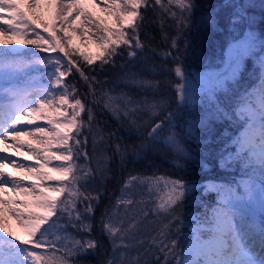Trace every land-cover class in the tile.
Wrapping results in <instances>:
<instances>
[{
  "label": "snow or ice",
  "instance_id": "1",
  "mask_svg": "<svg viewBox=\"0 0 264 264\" xmlns=\"http://www.w3.org/2000/svg\"><path fill=\"white\" fill-rule=\"evenodd\" d=\"M197 7L196 0H0V264H83L99 254L97 227L113 245L101 264H264V16L249 11L254 0H225L230 37L222 55L192 69L181 56L198 55L186 36ZM220 7L203 17L213 30H222ZM150 13L169 24L159 51L143 33ZM145 52L161 61L148 71L166 80L127 65L119 85L101 79L105 65L125 56L133 64ZM249 62L255 81L244 86ZM101 116L139 143H121ZM225 125L235 131L219 137L215 160L230 179L129 174L95 221L102 194L93 182L107 176L110 159L123 166L163 150L177 166L183 159L207 172ZM197 191L203 212L182 244V209ZM152 218L158 223L145 243L138 237Z\"/></svg>",
  "mask_w": 264,
  "mask_h": 264
},
{
  "label": "trees",
  "instance_id": "2",
  "mask_svg": "<svg viewBox=\"0 0 264 264\" xmlns=\"http://www.w3.org/2000/svg\"><path fill=\"white\" fill-rule=\"evenodd\" d=\"M225 0H196L198 5L194 18L191 22L190 28L186 32L187 38L192 39V32L196 33L203 42L216 43L217 49L216 57L220 58L227 40L230 37V33L227 29V15L231 11L230 9L223 8ZM218 6H221L217 18L219 21L220 29L222 30H213L210 28L203 20V17L210 13L213 9H216ZM257 18L264 16V9H254ZM149 23H147L143 29V33H147L149 38L153 39L151 44L152 48H156L158 51L161 45V36L165 31H169V24L167 21H161L158 17L153 20L151 13L149 14ZM261 29H264V25L259 26ZM142 33V38H143ZM212 45V44H210ZM216 46H212L213 50ZM183 49V45H181ZM166 50V46L164 47ZM181 60L186 65L191 66L192 69H200L202 65H198L197 62L192 61L190 58H187V55H182ZM146 62V63H145ZM161 61L152 56L151 52H145L139 61L134 62L133 64H128V58L125 56L123 59H117L116 66L110 67L105 65V71L99 73L102 80L108 82L110 85L115 87L120 84V77L122 73L126 70L124 67L134 68L137 71L143 72V77L145 79H154L156 81H164L166 77L162 73L151 72L148 69L152 68L154 65H159ZM249 71L245 73L244 77V86L254 83L255 73L257 69L253 66L251 62L248 64ZM71 79V77H69ZM149 92V96L152 94V89H145ZM160 91L163 92L165 89L160 87ZM102 123L107 124L108 131H118L121 143H127L131 145L132 143H139L134 137L130 136L127 130L121 129L117 121L110 116H101L99 117ZM235 131L234 126H222L217 132L216 135L218 139L214 141L213 146L210 147L209 151L212 152V156L208 157V163L211 165L210 169L205 172L201 167L194 162H185L183 159L179 161V164L182 166H177L173 159L165 153V151H150L147 154L141 153L139 156L129 157V162L123 166L119 163V157H115L108 161L110 171L107 176L104 178L97 177V180L94 181V186L102 194L101 202L95 212V221L98 223L101 213L104 212L106 208H111L115 205L117 198L121 195V188L123 182L129 177V174L132 175H150L151 173H156L157 175H168L172 178H183L186 181L192 182H202L206 177L213 178H229L226 177L216 165L215 152L220 145L219 137H228L232 135ZM107 135V132L105 133ZM115 140L113 141V145ZM194 152L199 151L194 145L191 146ZM89 151H91V138H89ZM109 156H112V152L107 153ZM95 159V158H94ZM93 166L94 160H93ZM214 200V196L209 198ZM202 196L199 191L195 194L189 196L186 200L185 206L182 209V233H181V243L186 244L192 236L193 229L198 225V217L202 215ZM158 220L154 224H149L148 232L143 236L141 234L138 239L143 240L145 243L148 242L149 236L152 233L153 229L157 226ZM146 224V223H145ZM98 241L101 243V248L98 255H90L83 260V264H101V260L106 256V254L111 253L113 245L108 240V238L102 235L97 227L96 231L93 233ZM179 251V249L177 250ZM145 259H148L145 257Z\"/></svg>",
  "mask_w": 264,
  "mask_h": 264
},
{
  "label": "rangeland",
  "instance_id": "3",
  "mask_svg": "<svg viewBox=\"0 0 264 264\" xmlns=\"http://www.w3.org/2000/svg\"><path fill=\"white\" fill-rule=\"evenodd\" d=\"M261 2H262V0H254V3L256 5V7L253 8V9H249V11L254 13L253 12L254 9H257V10L262 9L260 7ZM92 10L95 11L97 15H103L102 13H100L98 8H94ZM254 14L256 15V13H254ZM256 17H257V15H256ZM193 18H194V16H193ZM192 33H193L192 36H191L192 39H190V41H191V43L193 45V48L198 50V55L195 56V57H193L192 55H187V58H190L192 61L197 62V64L199 66L200 65H207L209 63H212V64L217 63L218 62V58L216 57V54L214 53V52H216V49H217L216 43H213V42L207 43V41L203 42V40L200 37H198L196 33H194V32H192ZM75 43L78 46H80L81 49L83 51H85V52H89V53H93V54L96 52L95 45H93L91 43H89L87 45V47L80 45L79 40H76ZM210 44H212V45H210ZM213 45L216 46L214 50L212 48ZM94 165H95V159H94ZM136 191H138V190H136ZM119 197H120V195H119ZM149 204H150V202H149ZM140 207H144V205L141 204ZM156 220H157V218H152V219L148 220L146 222V224L145 223L143 224L142 230H141V234H143V236L146 235V232H148V227H149L148 225L149 224H154V222ZM8 224H9V227H10V229L12 231H14V232H16L18 234H22V230L20 229L19 225L16 223V221L14 219L9 218L8 219ZM0 236H2V234H0Z\"/></svg>",
  "mask_w": 264,
  "mask_h": 264
}]
</instances>
